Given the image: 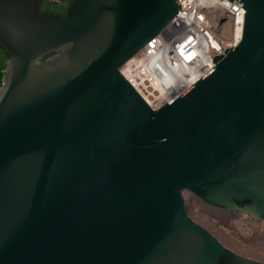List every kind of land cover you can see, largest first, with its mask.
<instances>
[{"label":"water","instance_id":"obj_1","mask_svg":"<svg viewBox=\"0 0 264 264\" xmlns=\"http://www.w3.org/2000/svg\"><path fill=\"white\" fill-rule=\"evenodd\" d=\"M40 1L0 0V264H264L182 196L264 225V0H238L239 41L154 110L119 67L176 0Z\"/></svg>","mask_w":264,"mask_h":264},{"label":"built area","instance_id":"obj_2","mask_svg":"<svg viewBox=\"0 0 264 264\" xmlns=\"http://www.w3.org/2000/svg\"><path fill=\"white\" fill-rule=\"evenodd\" d=\"M176 2L173 20L119 67L153 110L210 69L213 56L235 45L243 31L245 11L238 0Z\"/></svg>","mask_w":264,"mask_h":264},{"label":"rangeland","instance_id":"obj_3","mask_svg":"<svg viewBox=\"0 0 264 264\" xmlns=\"http://www.w3.org/2000/svg\"><path fill=\"white\" fill-rule=\"evenodd\" d=\"M224 28L225 36H229L227 28ZM182 196L188 215L206 227L225 246L264 261V225L261 220L207 204L190 191H182Z\"/></svg>","mask_w":264,"mask_h":264},{"label":"flooded vegetation","instance_id":"obj_4","mask_svg":"<svg viewBox=\"0 0 264 264\" xmlns=\"http://www.w3.org/2000/svg\"><path fill=\"white\" fill-rule=\"evenodd\" d=\"M70 0H41L39 4L40 12H54L64 14L66 6L69 4ZM1 54V53H0ZM4 59L5 61L9 58Z\"/></svg>","mask_w":264,"mask_h":264},{"label":"trees","instance_id":"obj_5","mask_svg":"<svg viewBox=\"0 0 264 264\" xmlns=\"http://www.w3.org/2000/svg\"><path fill=\"white\" fill-rule=\"evenodd\" d=\"M0 83L2 81L3 76V67H4V59L8 57V54L0 47Z\"/></svg>","mask_w":264,"mask_h":264}]
</instances>
